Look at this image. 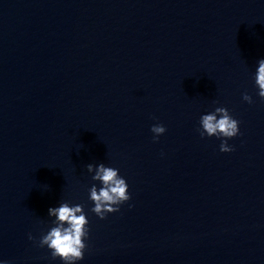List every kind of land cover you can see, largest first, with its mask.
<instances>
[{"label": "clouds", "instance_id": "obj_1", "mask_svg": "<svg viewBox=\"0 0 264 264\" xmlns=\"http://www.w3.org/2000/svg\"><path fill=\"white\" fill-rule=\"evenodd\" d=\"M255 84L258 87L257 95L264 100V59L258 61L255 74ZM242 99L251 104L253 98L244 93ZM239 121L234 119L225 107H216L213 112L204 114L200 118V136H215L223 138L220 151L227 153L234 151L228 144V140L240 134ZM154 142L166 132L162 124L151 127ZM87 171L93 173L92 180L99 181V189L95 184L89 190V199L94 207L91 211L100 219H105L107 214L120 211V206L131 199L126 180L119 175V170L106 167L103 163L98 165H86ZM48 215L55 217L53 225L39 238V246L50 250L52 259L59 258L63 264H76L84 258L87 247L85 239L88 237V219L83 205L70 206L68 202H62L57 207H50ZM29 239H33L29 234Z\"/></svg>", "mask_w": 264, "mask_h": 264}]
</instances>
